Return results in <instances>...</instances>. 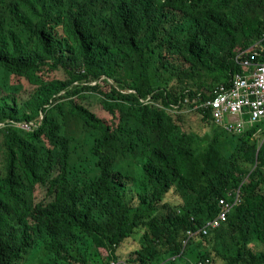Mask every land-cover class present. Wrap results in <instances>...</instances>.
<instances>
[{"label": "trees", "instance_id": "obj_1", "mask_svg": "<svg viewBox=\"0 0 264 264\" xmlns=\"http://www.w3.org/2000/svg\"><path fill=\"white\" fill-rule=\"evenodd\" d=\"M242 52L264 61V0H0V264H264L261 123L196 107Z\"/></svg>", "mask_w": 264, "mask_h": 264}, {"label": "built area", "instance_id": "obj_2", "mask_svg": "<svg viewBox=\"0 0 264 264\" xmlns=\"http://www.w3.org/2000/svg\"><path fill=\"white\" fill-rule=\"evenodd\" d=\"M242 54L243 52L238 54L236 59L239 64L248 69V74L241 76L234 73L230 84L216 87L213 97L205 102L206 106H211L212 115L218 123L223 124L228 130L238 132L243 130V117L248 112L250 115L248 121L250 123L264 119V61L240 60ZM21 126L26 130H30L32 127L31 124H21ZM237 200L238 191L235 194V201ZM232 204L220 198L217 202L216 215L208 220L198 231L206 235L210 229L218 227L225 222ZM194 233L192 230L187 229L185 236L182 238V243L185 244L187 239ZM197 263L201 264V261ZM109 264L125 263L122 261H111Z\"/></svg>", "mask_w": 264, "mask_h": 264}, {"label": "rangeland", "instance_id": "obj_3", "mask_svg": "<svg viewBox=\"0 0 264 264\" xmlns=\"http://www.w3.org/2000/svg\"><path fill=\"white\" fill-rule=\"evenodd\" d=\"M44 78L47 79V77H44ZM8 83L10 86L12 84L21 85L24 90L31 89V86L25 80L16 78L14 76L12 77V79H10V81L8 80ZM98 115L101 118H106V120L109 123H119V122L121 124L123 123L122 119L120 120L118 117L105 113L101 111L100 108H98ZM185 125H186L187 130L190 131L191 134L196 135V137L194 138L196 142L204 143L210 139L213 127L208 126L205 123H203L200 120L199 116H197L195 113L188 115L185 118ZM256 136L259 137L260 135H256ZM168 196H171L170 193L168 194ZM139 241H140V231H136L126 241V245L128 248H133L134 246L138 245ZM127 247L125 246L126 250H129ZM101 252L102 254H106L105 251L103 250H101ZM203 263L204 262H201V264Z\"/></svg>", "mask_w": 264, "mask_h": 264}, {"label": "crops", "instance_id": "obj_4", "mask_svg": "<svg viewBox=\"0 0 264 264\" xmlns=\"http://www.w3.org/2000/svg\"><path fill=\"white\" fill-rule=\"evenodd\" d=\"M244 59H250L251 60V58H250V56H243V57H241L240 58V60H244ZM242 66V65H241ZM243 67V70L242 71H236L235 72V75L236 74H238V75H241V76H245L246 74H248V69H246L244 66H242ZM222 85H226V84H224V83H221V84H218L216 87H219V86H222ZM229 85V84H228ZM228 85H226V86H228ZM205 102L206 101H204V102H202L201 104H199L198 106H202V107H208V106H206L205 105ZM197 106V107H198ZM213 116V115H212ZM249 117H250V115H249V112H248V114H245L244 115V117H243V120H244V128H243V130L245 129V127H246V125H254V124H257V123H261V126H259L258 127V130H257V132H256V135H262L263 133H264V119L263 120H260V121H257V122H254V123H250L248 120H249ZM213 119H214V121H215V123L216 124H218V125H220V126H222V127H224V128H226L223 124H221V123H218L216 120H215V117H213ZM228 130V129H227ZM228 131H231V132H234V133H239V132H241V131H233V130H228Z\"/></svg>", "mask_w": 264, "mask_h": 264}]
</instances>
